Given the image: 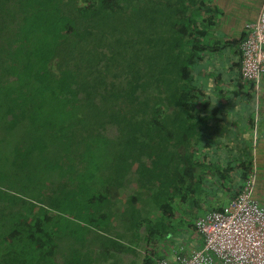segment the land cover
<instances>
[{
    "label": "trees",
    "instance_id": "obj_1",
    "mask_svg": "<svg viewBox=\"0 0 264 264\" xmlns=\"http://www.w3.org/2000/svg\"><path fill=\"white\" fill-rule=\"evenodd\" d=\"M204 3L0 0V264H93L112 189L133 178L167 215L205 165L189 158L212 145L200 124L239 105L253 125L240 59L231 87L220 70L196 78L208 53L245 36L207 42ZM238 151L209 175L237 177L234 196L255 172L264 198L259 148Z\"/></svg>",
    "mask_w": 264,
    "mask_h": 264
},
{
    "label": "crops",
    "instance_id": "obj_2",
    "mask_svg": "<svg viewBox=\"0 0 264 264\" xmlns=\"http://www.w3.org/2000/svg\"><path fill=\"white\" fill-rule=\"evenodd\" d=\"M261 9H264V0H205L207 42L214 44L240 38L246 32L247 25L256 20ZM208 59L216 62L215 69L220 70L224 82L231 87V80L238 75L235 64L240 59L239 46H225L219 52L208 53L204 66L201 64L195 69L199 82L202 74L209 79L205 72H217L206 66ZM256 90L259 107L252 110L253 125L248 123L250 110L247 108L232 106L216 111L221 117L220 121L212 117L200 124L202 140H212L211 147L189 156L190 160L206 165L236 162L240 158L238 150L248 145L259 148V158L264 156V74L260 76ZM203 111L207 113L210 108ZM204 168L195 166L191 176L179 182L180 193L165 208L167 215L151 198L152 191L146 189L140 198V194L137 197V191L143 188H139L133 178L119 189H112L117 192L109 198L107 214L101 215L102 227L99 224L91 231V244L95 251L93 264H152L157 258L173 261L177 256L188 255L201 247L202 238L195 229L196 217L227 203L240 184L237 177L232 178L230 183V177L218 180L216 177L210 178ZM258 192L264 195V189ZM185 195L186 198L179 197ZM258 201L264 205V198Z\"/></svg>",
    "mask_w": 264,
    "mask_h": 264
},
{
    "label": "built area",
    "instance_id": "obj_3",
    "mask_svg": "<svg viewBox=\"0 0 264 264\" xmlns=\"http://www.w3.org/2000/svg\"><path fill=\"white\" fill-rule=\"evenodd\" d=\"M239 48L240 74L257 88L264 74V9L247 25ZM254 173L227 203L196 217L201 247L173 261L157 258L152 264H264V205L253 196Z\"/></svg>",
    "mask_w": 264,
    "mask_h": 264
},
{
    "label": "rangeland",
    "instance_id": "obj_4",
    "mask_svg": "<svg viewBox=\"0 0 264 264\" xmlns=\"http://www.w3.org/2000/svg\"><path fill=\"white\" fill-rule=\"evenodd\" d=\"M203 16H205V12H204V8H203ZM209 11L210 10H208L207 12L209 13ZM237 14V13H236ZM228 18V14H226V17H225V19H227ZM206 64V66L208 65V66H210V67H212L213 69H215V68H217V66H216V62L215 61H213L212 59H208L207 60V62L205 63ZM202 66H204V63H202ZM215 70H217V69H215ZM200 79H201V81L204 83H208V78L207 77H205V76H200ZM239 106V105H238ZM215 141V140H214ZM213 141V142H214ZM211 142V141H210ZM262 156V155H261ZM260 156V157H261ZM259 159V162H260V164H259V173H262L263 171H264V156H262L261 158H258ZM224 165H226V164H224V163H220V164H216V166L218 167V166H220V167H222V166H224ZM204 166L206 167V168H204ZM202 167L204 168V170L205 171H207L208 173H210V171H211V165H202ZM210 176V178H212L213 176H211V175H209ZM154 188V187H153ZM184 190H185V188H184ZM146 191V190H145ZM144 190H139V191H137V197H138V194H140V196H139V198L141 197V193H143V192H145ZM145 195V194H144ZM190 199V198H189ZM189 199L187 200V202H189ZM258 200V199H257ZM177 201V200H176ZM201 211H199V212H197V213H200ZM187 213V212H186Z\"/></svg>",
    "mask_w": 264,
    "mask_h": 264
}]
</instances>
